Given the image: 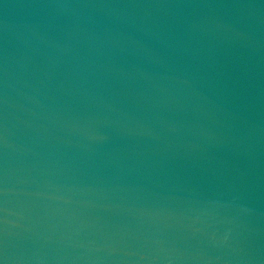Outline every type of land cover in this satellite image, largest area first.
Instances as JSON below:
<instances>
[{"label": "water", "instance_id": "obj_1", "mask_svg": "<svg viewBox=\"0 0 264 264\" xmlns=\"http://www.w3.org/2000/svg\"><path fill=\"white\" fill-rule=\"evenodd\" d=\"M4 264H264V0H0Z\"/></svg>", "mask_w": 264, "mask_h": 264}, {"label": "snow or ice", "instance_id": "obj_2", "mask_svg": "<svg viewBox=\"0 0 264 264\" xmlns=\"http://www.w3.org/2000/svg\"><path fill=\"white\" fill-rule=\"evenodd\" d=\"M0 264H4L3 260H0Z\"/></svg>", "mask_w": 264, "mask_h": 264}]
</instances>
